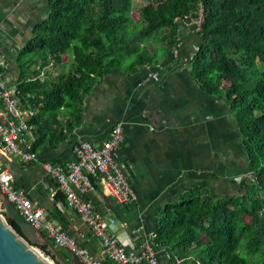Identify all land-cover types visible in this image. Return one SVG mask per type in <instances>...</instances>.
<instances>
[{"label":"trees","instance_id":"1","mask_svg":"<svg viewBox=\"0 0 264 264\" xmlns=\"http://www.w3.org/2000/svg\"><path fill=\"white\" fill-rule=\"evenodd\" d=\"M132 7L133 0H50L48 18L17 56L1 46L2 34L0 47L9 72L13 62L19 71L11 83L22 105L38 113L30 127L40 126L45 114L58 116L63 107L71 110L72 133L84 97L103 77L155 66L179 47L182 26H193L199 35L191 59L194 81L230 107L248 156V172L256 177L243 179L235 195L214 196L198 189L169 205L158 216L156 243L171 254V264H264V0H148L137 20ZM155 42L164 46H149ZM68 53L72 71L53 83L42 82L41 71L51 63L60 65ZM64 199L58 192L57 201ZM248 235L252 240L240 250L242 237ZM40 248L59 264L46 246ZM61 254L71 263L69 251L61 249Z\"/></svg>","mask_w":264,"mask_h":264},{"label":"crops","instance_id":"2","mask_svg":"<svg viewBox=\"0 0 264 264\" xmlns=\"http://www.w3.org/2000/svg\"><path fill=\"white\" fill-rule=\"evenodd\" d=\"M0 2V30L4 36L1 46L17 56L33 38L36 26L48 18L50 0ZM180 38L177 54L173 48L155 66L138 67L133 74L103 77L84 97L80 122L72 133L68 132L73 118L68 115L70 109L62 107L58 116L45 114L40 126H33L26 134L31 147L36 145L37 161L24 164L18 156L0 154V162L14 175L15 187L42 207L48 220L93 252L99 243L79 216L65 202L57 201L56 181L44 166L71 161L74 148L81 141L99 148L117 123L123 124L125 134L119 162L136 199L119 204L99 189L89 198L107 218L123 226L120 238L128 248L149 243L161 211L179 203L188 193L207 189L212 195L221 196L218 191L223 179L230 186L232 183L230 189L238 193L245 179L234 187V178L244 174L226 170L221 175L220 122L232 120L237 127L238 123L226 102L194 81L191 59L199 46L194 27L182 26ZM72 62L70 53L63 55L60 65L51 63L41 71V81L49 84L57 81L72 71ZM18 72L12 63L7 79L17 80ZM2 109L0 104V120ZM239 135L242 143L240 130ZM243 154L247 157L244 148ZM223 164V169L229 168L228 162ZM156 250L162 264H171L167 250L161 247Z\"/></svg>","mask_w":264,"mask_h":264},{"label":"built area","instance_id":"3","mask_svg":"<svg viewBox=\"0 0 264 264\" xmlns=\"http://www.w3.org/2000/svg\"><path fill=\"white\" fill-rule=\"evenodd\" d=\"M201 17L195 22L197 29H200L203 21ZM1 36L0 30V39ZM174 50L177 54L178 47H174ZM9 70L10 63L0 47V104L3 106L0 154L18 156L22 163L29 164L38 159L37 153L26 140V134L31 129L29 123L36 111L22 105L17 86L6 77ZM124 139V126L117 123L99 148L90 142L81 141L76 144L71 161L63 165L44 166L46 173L55 179L57 192L63 194L67 207L79 216L99 243L95 252L84 248L61 226L48 220L44 209L29 199L23 190L15 187L13 173L1 162L0 189L26 221L40 229L57 247L76 256L81 264H162L156 250L161 247L156 243V232L152 233L149 243L140 248H128L120 238L123 226L117 220L107 218L89 198L90 194L99 189L119 204H127L136 199L119 162ZM0 211L4 213L1 202ZM167 257L172 260L169 252Z\"/></svg>","mask_w":264,"mask_h":264},{"label":"water","instance_id":"4","mask_svg":"<svg viewBox=\"0 0 264 264\" xmlns=\"http://www.w3.org/2000/svg\"><path fill=\"white\" fill-rule=\"evenodd\" d=\"M253 176L256 177V173ZM0 202L4 211H0V264H51L33 246H46L59 264H81L74 255L71 263L66 261L61 249L40 229L26 221L1 189ZM9 220L19 230L10 225Z\"/></svg>","mask_w":264,"mask_h":264},{"label":"rangeland","instance_id":"5","mask_svg":"<svg viewBox=\"0 0 264 264\" xmlns=\"http://www.w3.org/2000/svg\"><path fill=\"white\" fill-rule=\"evenodd\" d=\"M148 0H133V7H132V15L135 20L138 19V10L139 8L146 4ZM0 5H2V2H0ZM203 9L200 10L202 12ZM199 18H202L201 16ZM198 22V21H196ZM190 23V22H189ZM193 23V22H191ZM150 47L154 46L156 48L162 47V44L160 42H155L153 45L150 44ZM15 61V58H13ZM129 61V59H128ZM12 63V62H11ZM14 63V62H13ZM16 63V62H15ZM129 64L126 63L124 67L121 68L122 71L127 70V65ZM17 73V72H16ZM226 119H221L220 122V143H221V175L224 174L223 172L226 170H230L233 174H239L242 175L244 174L243 177H231L232 179L234 178V187L240 185V180L243 178L246 179H251L253 177V174L248 172L250 170V165H249V160L248 156L245 157L243 154V144L241 143L240 140V135H239V130L236 125V123H233L232 120H226ZM227 151H230L233 153V155H230L227 153ZM223 162H228L229 163V168L228 169H223L222 167L224 166ZM246 175V177H245ZM233 187V184L231 183V186L228 185L227 180L223 179L221 181L220 185V190L218 191L221 196H226L228 194H237L230 188ZM252 240V235L244 236L242 237L241 244H240V250H245V248L248 246L250 241ZM44 258H46L51 264H57L50 256L46 255L45 252L40 248L41 246H33ZM242 256L248 257V253L246 251H243L241 253Z\"/></svg>","mask_w":264,"mask_h":264}]
</instances>
